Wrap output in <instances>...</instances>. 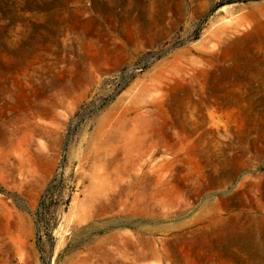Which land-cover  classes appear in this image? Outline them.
<instances>
[{"label":"rangeland","instance_id":"rangeland-1","mask_svg":"<svg viewBox=\"0 0 264 264\" xmlns=\"http://www.w3.org/2000/svg\"><path fill=\"white\" fill-rule=\"evenodd\" d=\"M0 264H264V0H0Z\"/></svg>","mask_w":264,"mask_h":264},{"label":"bare ground","instance_id":"bare-ground-1","mask_svg":"<svg viewBox=\"0 0 264 264\" xmlns=\"http://www.w3.org/2000/svg\"><path fill=\"white\" fill-rule=\"evenodd\" d=\"M28 161V160H27ZM29 164H30V161H29Z\"/></svg>","mask_w":264,"mask_h":264}]
</instances>
